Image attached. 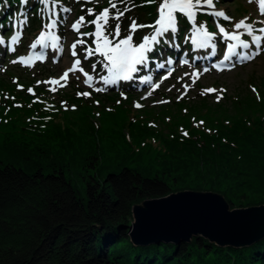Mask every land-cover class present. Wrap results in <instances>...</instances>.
Instances as JSON below:
<instances>
[{
  "label": "trees",
  "instance_id": "trees-1",
  "mask_svg": "<svg viewBox=\"0 0 264 264\" xmlns=\"http://www.w3.org/2000/svg\"><path fill=\"white\" fill-rule=\"evenodd\" d=\"M145 1L117 4L131 9L120 18L123 28L134 15L142 23L152 19L154 7H139ZM18 5L0 0V26ZM106 7L109 0L84 4L79 14L87 22L94 17L88 8ZM115 12L110 8V17ZM115 24L110 19V30ZM7 90L22 107L0 103V264H264V239L220 248L201 237L148 246L128 238L134 205L179 191L218 193L231 209L264 205V89L260 102L246 100L250 111L195 116L209 125L200 134L187 115L183 123L158 115L162 126L151 127L153 109L132 119L122 103L98 119L80 100L75 111H63L43 88L30 95L0 79V91ZM51 103L58 114L44 112ZM48 113L52 119L45 121ZM178 127L191 135L182 137Z\"/></svg>",
  "mask_w": 264,
  "mask_h": 264
},
{
  "label": "snow or ice",
  "instance_id": "snow-or-ice-1",
  "mask_svg": "<svg viewBox=\"0 0 264 264\" xmlns=\"http://www.w3.org/2000/svg\"><path fill=\"white\" fill-rule=\"evenodd\" d=\"M24 5H27L29 0H20ZM37 2L43 6L44 9L49 8L51 4L50 14L48 17V23L42 25L41 30L35 42L30 45L31 49L36 50L39 46L40 51H34L33 54L28 56H20L18 60H12V64L21 63L27 67H34L33 61L39 60L44 61L46 59L47 50L51 48L57 52H63V48L59 44L60 37L55 34V29L58 25L59 17L58 13L55 11V0H37ZM79 2V0H77ZM88 3H97L98 0H86ZM148 3H154L155 0H147ZM118 3H127V0H109L110 8L116 9L114 15L110 17V8L106 7L99 13H94L93 8H88L87 14L94 15V19L85 21L84 16H80L72 25V29L80 34L81 39L75 41L71 45V55L75 57L77 44L84 45L86 41L83 37H94L92 43L95 47H86L84 49L85 55L84 59L87 60L90 57L98 56L100 59L97 61L101 65V74L99 75V83L105 86L117 85L120 82H131L137 79V74L142 71V69L148 66V61L150 54L154 51V48L159 45L163 38L169 33L175 34L179 31V21L177 14H182L186 17L189 24L192 26L191 30V43L199 49H211L216 50L219 42H224L226 44V53L223 56V60L228 62L227 70H232L237 63H243L245 61L254 60L257 56L264 51V27L259 29L255 28L252 23H248L249 17L236 22L233 26V30L229 32L226 28L219 23H217L218 32L213 33L208 30L205 24H197V13L205 9H211L210 14L217 19H223L224 21H231L229 17L223 10H215V0H160L158 4V17L153 24L143 25L137 24L133 19L127 35H121V22L120 18L124 15L126 11L131 9L125 7L121 11L118 7ZM249 3H257L259 6V11L261 15H264V0H249ZM61 12L69 13L70 8L63 7L60 9ZM110 19L115 20V28L110 30L109 22ZM27 18L21 21V24H26ZM87 25H94V31L80 33V28ZM138 28H150L152 32L149 35H145L142 42L135 43L133 40V35ZM259 33V34H258ZM247 36L250 39H244ZM20 34L13 36L10 41L7 42L6 51L15 52L16 48L14 45L19 43ZM219 37V39H218ZM5 38L0 35V45H5ZM255 47V51H251L252 47ZM235 58V59H234ZM168 63H172L171 60ZM182 64L187 63V61H181ZM81 65L80 59H75L74 64L71 68L67 69L59 79H50L48 81H37V86L44 84H60V80L67 81L69 72L80 71L86 77L84 83L89 87H92L91 82L93 81V76L85 72L83 68H77ZM97 65L94 63L92 65L93 71L96 70ZM158 68L163 69L165 65L163 63L157 65ZM215 67V66H214ZM0 70H6L3 66H0ZM221 71L225 70L223 68ZM204 72L210 71L208 68L203 69ZM106 73V74H104ZM171 73H169L170 75ZM186 76L191 75L198 78L202 75L201 72L197 71L194 73H185ZM168 77L165 76L164 79ZM79 79V77H77ZM183 80V77H180ZM139 80L143 84L152 85L153 91L159 87V84H153V77L151 75H143L139 77ZM17 83L16 80L13 81ZM195 79H193V84ZM66 86V85H61ZM18 90H22L23 86L17 84ZM174 87V86H173ZM184 91L177 97V99H183L188 94V89L191 85H182ZM55 91L56 89H51ZM106 87H95L94 91L97 93L106 91ZM29 94L35 95L32 87L27 89ZM171 91V88L169 89ZM219 91L221 95L217 97V102L223 98L222 94L226 89H205L201 94L212 93ZM255 92L256 89L253 88ZM121 97L126 99L125 93L122 91L120 93ZM148 96L152 95V92H148ZM78 97L90 98L92 92H78ZM4 99H9L7 95L3 97ZM144 99L147 98L143 97ZM259 98V97H258ZM15 100V97H11ZM37 101L34 100L33 103ZM99 104V101H96ZM120 101H117L119 104ZM156 103H169V101H156ZM14 107H22V105L14 104ZM61 106L67 111V102L62 101ZM136 108L143 107L139 102L133 105ZM31 107V105H29ZM72 110H76V106H72ZM7 111V109H6ZM111 111V109H108ZM186 111V110H185ZM99 115V113H97ZM50 118V117H49ZM35 119V117H34ZM204 122L200 121L196 126L199 127ZM182 135L187 137L188 132L182 131Z\"/></svg>",
  "mask_w": 264,
  "mask_h": 264
},
{
  "label": "rangeland",
  "instance_id": "rangeland-1",
  "mask_svg": "<svg viewBox=\"0 0 264 264\" xmlns=\"http://www.w3.org/2000/svg\"><path fill=\"white\" fill-rule=\"evenodd\" d=\"M66 1H69L70 5L68 6V5L60 2L61 4H60L59 8H63V7L70 8V6H74V2H76L77 0H66ZM234 1L235 0H215V10H223L229 17L238 18L237 22L244 19L245 17H249V19L252 18L253 20H248L247 22L254 24L256 22L254 20H257V18L253 14V9L249 6H247L248 14L245 15L244 14L245 8L240 4V3L245 4V0H240V3L237 2L236 4ZM49 8L51 9L50 6H49ZM209 10L212 11L211 9H209ZM233 12H234V14H233ZM65 15H66L65 16L66 24L63 25V29L59 31L61 33V35H59V37H60L59 44H61V47L63 48V52H57V51L52 50V55L55 57L56 61L51 62L50 60L47 59V63L49 64V66L44 65V68L47 70V75L42 76V77L37 75V69L38 68L34 69V70L32 69V71H22L18 67V64H10L9 67L6 68L7 71L12 72L16 77H14L13 74H6L7 71L2 72L0 74V79L9 83V85H14V89L16 92H24V93L27 92L28 93L27 89L29 87H32L34 90V93H35V90H37L39 88H43L44 95H45L46 99L48 100V102L53 101L56 104L60 105L62 101L68 102L72 98V96L74 95L75 89H76L74 82H76L77 88L83 89V90H85V89L94 90L95 87L104 86L102 83L98 82L99 78H97V76L95 75L96 70L93 71V69H92V65L94 63L96 64V61H98L100 59L98 56L90 57L87 60L82 59V56L85 55V52H84V49H82V50L79 49L80 44H77V47H76L77 55L75 57H73L71 55V45L75 41L81 39L82 37L80 36L79 33H75L72 30L73 23L79 17L76 16L74 13H71V12L65 13ZM217 20L221 21L223 19L221 18V19L211 20V25L213 26V28H215L213 30L215 33L218 32ZM229 22L230 21H227L225 23H229ZM257 25H260V21L257 22ZM114 28H115V26H114ZM41 30H44V29H42V27H41L40 29L37 30V32L28 33V35H25V37L23 39V44H26L28 46L29 44L35 42V40L38 37ZM127 30H129V26L127 27ZM226 30H228L229 32L231 31V29H229V28H226ZM92 31H94V28L91 30V32ZM83 32H85V29L83 27H81L80 33H83ZM65 35H67L68 37H65ZM86 38L87 37H83L84 40H86ZM75 59L81 60V65L77 66V68H83V69L84 68H90L89 70H86V71H89L90 72L89 75L93 76L94 87L89 88V87L85 86L84 80L86 79V77L80 71H76L74 73L69 72L67 81L60 80V84L66 85V86L61 87L58 84H56V85L48 84L45 86H43V85L37 86L38 80L48 81L50 79H59L67 69H69L73 66ZM262 60H264V58H260L256 62L249 64V65H248L249 62H247L242 67H238L232 71L223 72V73L222 72H214V71L202 73L201 72L202 69L192 70L191 73L199 71L202 73V75H200L198 78L193 77V76H191V79L188 78L187 81L189 83H187V84L191 85V90L188 89V94L184 97V98H186V97L187 98L185 100H181L180 103L176 102L178 100L177 97L180 96V94L184 91V89H183L182 85H179L178 81L180 80V77H184V74L178 75L175 78H173L172 81L168 82L167 84L165 83L164 86L162 85L161 86L162 88L160 90H158L159 91L158 93H152V95L149 97V99L143 101L141 98V95H140V97H138V99H133L132 105H131L132 109H133V102H135V101H138L141 104L143 103V107H145V106H154V107L168 106L167 110H171L169 112L170 118L173 120L174 117L181 116V118H182L181 123H183V121L187 122L188 117L197 116L200 113H207L210 110L219 114L220 117L228 116V115L232 116L234 114H238V112H237L238 110L239 111L240 110L241 111H250L252 106L251 105H245L246 100H248V99L252 100V103L258 102L257 100H255V95H256L257 91H259V93L261 94V91H263V89H264V61H262ZM7 63H0V66L4 67ZM175 66L179 67V64L176 63L170 68H173ZM0 71H3V70H0ZM174 72L175 73L178 72V68ZM34 75H36V77H37L36 80H30L29 79L23 83L18 82L19 78H21V77L34 76ZM77 77H79V79H77ZM159 77H160L159 75L156 76V78H159ZM193 79H195L194 84H193ZM14 80H16L17 83H14L13 82ZM158 81H159V79H158ZM246 83H247V85L245 86ZM17 84L22 85L24 89L18 91ZM42 84H44V83H42ZM172 85L174 86L173 89L171 88ZM48 88H49V90H48ZM170 88H171V91H169ZM210 88L217 89V90L226 89V91L223 92V94H222L223 98L220 99L219 102H217V97L219 95H221V93L219 91L213 92V93L205 92L204 94H201L205 89H210ZM253 88L256 89L255 92L253 91ZM51 89H56V90L52 91ZM79 92H81V91H79ZM116 92H118V90H110V91H106L105 93H103V92H100V93L96 92V93H97V96H103L105 94H111V93H116ZM8 93H9L8 90L6 91V93H2L0 91V103L4 99L3 97L5 95H7L9 97V99H4V100H11L12 106H13L14 104H16V101L11 99V97H13V96L11 94H8ZM141 94H145V93H141ZM30 95H32V94H30ZM92 97L90 98V100L93 99ZM239 97H240V101L238 99ZM262 97H263V95H262ZM93 100L95 101V103L90 104L93 108H96V101H99V103L102 102V101H100L101 99H97V98H94ZM114 100H115L114 97H108L105 100V102H106L105 104H106V106H109L108 108L111 109V112L113 111L111 107L114 104ZM161 100L169 101V103H161V104L156 103V101H161ZM176 104H178L179 107H177ZM123 106H126V104L124 103ZM127 107L129 108V106H127ZM67 108H68L67 112L69 110H71L70 109L71 107H67ZM62 110L66 111L64 109V107ZM160 110H161L160 115H163V118H164L165 114H164L163 110L159 109V108H154V115L151 116L147 120V123L151 122L153 125H155V124L161 125L159 123V121H156L157 113ZM47 111H53V108L47 107L46 111H44V112L47 113ZM4 112L6 114L7 111L4 110ZM182 112H188L187 113L188 117L185 115H182ZM55 113L58 114V112H55ZM92 113L94 114V111ZM131 113L135 114L136 112L133 109ZM131 113L129 114V117H131ZM48 116H49V113L43 117L44 120H47ZM191 121H192V123H194V122H196V119L193 118V119H191ZM198 121H200V120H198ZM188 125H190V124H188ZM204 126L209 127L206 120H204V125L202 127H204ZM202 127H201V125L199 127L191 126L192 131H194L195 129L201 130ZM177 132L181 135L182 130L178 129ZM195 133L200 134V133H202V131L201 132H195ZM76 191H77V194L79 197L85 196L83 194L82 189L78 185H76ZM162 244H165V243H162Z\"/></svg>",
  "mask_w": 264,
  "mask_h": 264
},
{
  "label": "water",
  "instance_id": "water-1",
  "mask_svg": "<svg viewBox=\"0 0 264 264\" xmlns=\"http://www.w3.org/2000/svg\"><path fill=\"white\" fill-rule=\"evenodd\" d=\"M131 217L128 237L134 246L177 245L201 237L220 248H245L264 239V205L231 209L213 192L184 190L147 199L132 207ZM226 224L245 234L229 238Z\"/></svg>",
  "mask_w": 264,
  "mask_h": 264
},
{
  "label": "bare ground",
  "instance_id": "bare-ground-1",
  "mask_svg": "<svg viewBox=\"0 0 264 264\" xmlns=\"http://www.w3.org/2000/svg\"><path fill=\"white\" fill-rule=\"evenodd\" d=\"M197 50H199L200 52L202 51V49H199L197 48ZM212 55V54H211ZM208 56V55H207ZM224 231L227 235H229L230 237L229 238H233V235H234V238L236 237H239V236H243V234H245V231L243 229H240L236 226L232 227L231 225L229 224H226L224 226Z\"/></svg>",
  "mask_w": 264,
  "mask_h": 264
}]
</instances>
